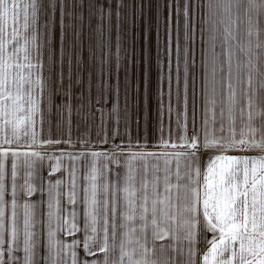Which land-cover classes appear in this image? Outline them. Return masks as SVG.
I'll return each instance as SVG.
<instances>
[{
	"label": "snow or ice",
	"instance_id": "6c2138e0",
	"mask_svg": "<svg viewBox=\"0 0 264 264\" xmlns=\"http://www.w3.org/2000/svg\"><path fill=\"white\" fill-rule=\"evenodd\" d=\"M205 5L181 56L178 0L175 43L171 2L153 38L143 0H0V264H264V0Z\"/></svg>",
	"mask_w": 264,
	"mask_h": 264
},
{
	"label": "rangeland",
	"instance_id": "374dc122",
	"mask_svg": "<svg viewBox=\"0 0 264 264\" xmlns=\"http://www.w3.org/2000/svg\"><path fill=\"white\" fill-rule=\"evenodd\" d=\"M103 2V0H102ZM110 3H113V0H109ZM127 3H132L133 0H126ZM135 2L138 4L140 0H135ZM173 4V42L175 43L177 32H176V21H175V3L177 0H143L144 8L143 12L145 17L149 20V22L153 26V38H154V26L157 21V17H159V20L161 22V27L163 29V22L165 18L168 15V8L166 5L168 3ZM178 2L181 5L180 9V21H179V38L181 42V54H183V39H184V20H183V0H178ZM129 14L135 17L139 9L136 7H133L128 10ZM205 12H206V5L205 0H196V11H195V20L191 21L190 27L192 24H195L197 29V38L199 39L201 33L200 29H203L205 27ZM191 15V12H190ZM87 16L88 13L85 12V23H87ZM59 33L57 32V35ZM155 54V49L153 48V55ZM196 54H200V45L197 43L196 45ZM94 80L93 78V88L91 91V95L93 97V100L95 99V87H94ZM84 92V97L86 101V97L88 95L86 87H76L73 89L74 93V99L73 103L75 104L76 93ZM63 98H58L57 103H63ZM51 124V135L53 138H59V139H68V132H69V126L66 122L57 124V118L53 116L51 120H49L46 117L45 126H44V136L47 137L49 135V126ZM87 133L88 138L91 142L95 143L97 145V119L92 120L91 117H88L87 120L84 119V113H80L79 115L76 114L75 109H73V113L71 116V140L73 143H75L78 139L82 138ZM63 150L65 151H81L83 150L80 145H77L76 147H69L68 145H63ZM56 149L49 148L48 151H54ZM54 163V161H53ZM65 164H67V158H65ZM46 174V173H45ZM82 215H81V224H82ZM79 235H82V233H77ZM82 238V237H79ZM67 239H71V237H68ZM80 255L81 257L84 256L83 249H80Z\"/></svg>",
	"mask_w": 264,
	"mask_h": 264
},
{
	"label": "crops",
	"instance_id": "0c3cea01",
	"mask_svg": "<svg viewBox=\"0 0 264 264\" xmlns=\"http://www.w3.org/2000/svg\"><path fill=\"white\" fill-rule=\"evenodd\" d=\"M197 57H199L200 54H196ZM181 56H183V54H181ZM181 76L183 74V61L181 60ZM100 124V119H99V113H97V132H98V125ZM108 136H109V142L111 143V135H112V129H113V124L112 122H109L108 125ZM154 125L150 124L149 125V129H148V144H154L156 142V134L153 131ZM121 133H122V138L123 137V128H121ZM144 135H145V129H144V123L143 120H141L139 127L133 123L131 125V136H132V141L135 142L137 139H139L141 142H144ZM126 139V138H125ZM117 143H119V138L116 141ZM97 148H99V136L97 135ZM149 151L152 150H157L159 151L160 149H152L149 148ZM161 166H163L162 161H161ZM82 172V169H81ZM77 237H82V235L77 234Z\"/></svg>",
	"mask_w": 264,
	"mask_h": 264
}]
</instances>
